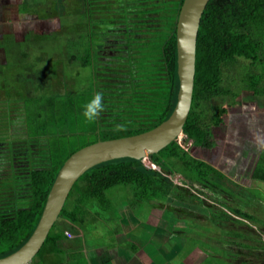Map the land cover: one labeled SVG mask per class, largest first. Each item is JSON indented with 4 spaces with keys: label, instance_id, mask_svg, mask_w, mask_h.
<instances>
[{
    "label": "trees",
    "instance_id": "1",
    "mask_svg": "<svg viewBox=\"0 0 264 264\" xmlns=\"http://www.w3.org/2000/svg\"><path fill=\"white\" fill-rule=\"evenodd\" d=\"M130 1L123 0L125 13ZM156 1L145 13L157 15V29L130 28L127 15L123 31L110 33L97 44L91 1L83 0L89 41L75 62L91 70V91L82 96L61 92L54 65L30 74L34 90L23 98L0 101V258L32 235L59 171L75 151L96 141L148 132L171 118L181 91L177 23L184 0ZM98 92L103 93L104 111L89 122L83 116L84 106ZM244 101L264 108V0H210L202 18L194 104L185 133L200 148ZM116 125L124 130L116 131ZM149 160L166 172L182 173L187 180L192 176L206 185L218 172L176 142ZM175 160L192 173L180 172ZM121 185L130 186L138 201L148 202L131 203L140 204V210L168 195L186 202L199 200L191 187L176 184L144 159L98 164L75 183L62 211L65 220L53 226L31 264H49L47 256L69 255L70 248L75 252L74 227L88 231L96 224L111 209L108 192ZM83 259L81 254L67 264H80Z\"/></svg>",
    "mask_w": 264,
    "mask_h": 264
},
{
    "label": "rangeland",
    "instance_id": "2",
    "mask_svg": "<svg viewBox=\"0 0 264 264\" xmlns=\"http://www.w3.org/2000/svg\"><path fill=\"white\" fill-rule=\"evenodd\" d=\"M90 1L93 20L92 32L97 44H102L104 40L110 36V33L114 34L117 31H123L126 26L125 17L127 15L129 21V23H127L128 27L136 29L137 31H143L153 26L156 29L159 27V24L154 22L157 15L145 13L148 12L149 9H153L149 4L157 3L158 1L156 0H129L130 2H128V4H131V6L126 10V12L129 13L124 12L123 0ZM26 2L27 7L32 11L31 17L37 22V27L30 32V34L26 35L27 41L22 44H15L11 42V40L9 42L6 41V44H0L6 51L5 56L1 60L2 63L0 64V101H11L23 98L28 92L34 90V85L31 86L32 83L29 81L30 74L35 70L44 67L49 68L54 65L56 67V72H58L59 84L57 87L59 90H62L61 92L64 90V92L68 91L66 93L63 92L64 94H78L82 96L84 93L91 91L93 88L91 70L83 68L81 62H75V56H83L82 51L85 47L84 44L88 46L87 42L89 41L87 31L88 24L86 23L87 18L85 13H83V0H27ZM139 34L142 36L143 33L139 32ZM12 39L16 41L14 37ZM25 52L26 55L23 56L22 54H25ZM71 58H73V61H68V59ZM258 72L262 73V70L259 69ZM54 75H52V77ZM26 81H28V83ZM257 106L259 107L256 102L244 101L241 109L234 108L233 112L226 119L225 126L222 129L213 130L211 136L205 143L200 145V148L195 146V142H193L194 144L191 148H189L191 145L190 143H187V145L185 144L188 146V151L191 156L207 159L212 156V154L218 152L245 151V141H247L246 139L250 136L251 128H254L257 124L259 125L262 120V115L259 114ZM240 155L241 158L245 157L244 153ZM149 165V167L158 168L163 171L167 176L170 175L176 184H185V186L190 185L189 187L199 196L200 200L202 192H200L199 188L196 189L199 184L196 183L192 176H190L188 181H184L182 177L177 176L178 173L166 172L162 170L160 166L152 163V161H150ZM174 166L177 167L180 172L192 173L186 168L182 161L175 160ZM107 196L112 202L111 209L105 210L100 220H98L96 224L92 223L90 225L89 231L94 235H105L108 229L112 228V224L119 223L118 220L121 219V216L128 217L132 214V212L131 214L128 213L129 209L131 211L134 209L135 213L140 210V204L137 205V203L133 207L131 203H148L147 201H138L133 189L125 185L110 190ZM203 197L205 198V196ZM218 198L220 199V196ZM205 199L211 203H216L209 193H207ZM222 200L224 201L225 199ZM153 201L152 203H155L158 208L162 209L160 212L165 211L166 214L172 216V212H174L176 216H173V219L176 220L178 224L183 223L185 219L188 220V217H193V219L199 223H206L205 232L212 234L215 230H211L207 227L210 226L209 220H206V217L200 213L208 215V211L207 209H202L195 205V203L199 202L198 200L197 202H192L190 206L184 205L181 200L175 198L173 195L160 197ZM259 201L260 202L257 203L255 202L252 206L247 204V207L239 206L240 208H238V210H244V216H241V219L233 216L234 220L238 219L236 223H229L228 221L222 222L220 228H218L219 232L215 230V233L220 236V233H224L222 236L227 237L225 236L227 234L226 230H236V228L239 230L241 228L247 235L252 236L254 239L252 242L254 244L253 247L264 250V203L262 200ZM151 204L144 206L145 208H150ZM241 204L245 206L244 203ZM192 211H195L196 214H193ZM177 214H179V216H177ZM112 220H114V222ZM189 221L191 222L192 219ZM194 226L193 224L191 225L192 229H194ZM209 233L206 235H209ZM234 237L235 235H233L232 240ZM197 242L198 247H202L207 251L211 249L213 253L221 254L223 259L221 260V264H243L238 254L236 255L231 252V249L225 250L224 247L219 245V242L209 243L204 238L197 239ZM257 252L258 251L250 253L254 254V256L252 255L253 263L259 261L264 262V256H260ZM228 255H231L232 258L225 257ZM210 259L211 264H220V260L218 261L216 257ZM209 260L206 259L203 264H208ZM51 261L52 260L49 259V263H51Z\"/></svg>",
    "mask_w": 264,
    "mask_h": 264
},
{
    "label": "crops",
    "instance_id": "3",
    "mask_svg": "<svg viewBox=\"0 0 264 264\" xmlns=\"http://www.w3.org/2000/svg\"><path fill=\"white\" fill-rule=\"evenodd\" d=\"M26 1L0 0V44H6V41L10 40L15 44H22L27 41L26 35L36 29L37 22L31 17L32 11L27 7ZM13 37L16 41H13ZM5 53V48L0 46V64ZM258 110L262 120L259 125L251 128L250 136L245 141V151L218 152L207 159L200 158L218 171L212 177L213 183L210 185L200 183L202 199L195 203L196 206L207 209L208 215L200 214L209 220L210 226L207 227L211 230L219 232L218 228L224 221L236 223L238 219H232L233 216L241 219L244 214L237 212L239 206L247 207L246 204L252 206L255 202H260L259 200L264 203V108L259 106ZM241 153H244V158H241ZM180 175L184 177V174ZM207 193L216 203L205 199ZM217 196H220V199ZM181 202L186 206L192 204ZM152 204L150 208L140 210V214L129 209L128 213L132 214L128 217L121 216L119 223L112 224V228H109L105 235H94L89 230L83 231L75 226L71 239L75 241V252L70 248L69 255L58 253L49 255L48 263L51 259L49 264H67L77 257L80 259V255L83 254L84 259L80 264H203L206 259L212 257L220 260L221 264L223 260L221 254L198 247L197 239L204 238L209 243L219 242L225 250L231 249V252L240 256L243 264H264L262 261L253 263L254 254L250 253L258 251L260 256H264V250L253 247L254 239L241 228L226 230L227 237L222 236L224 233L218 235L215 230L212 234L208 232L209 235H206L208 233L204 230L205 222L199 223L193 217H188V220L185 219L183 223L178 224L173 219V216H176L174 212L173 216L168 215L164 210L160 212L162 209L155 203ZM192 213L196 214L195 211ZM192 224L195 225L193 227L195 230L192 229ZM233 235L235 237L232 240ZM225 257L232 258L231 255ZM210 260L208 264H211Z\"/></svg>",
    "mask_w": 264,
    "mask_h": 264
},
{
    "label": "water",
    "instance_id": "4",
    "mask_svg": "<svg viewBox=\"0 0 264 264\" xmlns=\"http://www.w3.org/2000/svg\"><path fill=\"white\" fill-rule=\"evenodd\" d=\"M209 2L210 0H184L182 4L177 23L181 91L171 118L148 132L96 141L75 151L59 171L34 232L19 249L1 257L0 264H31L51 229L62 217V211L75 183L86 171L115 159L127 157L146 159L162 151L185 133L194 104L199 34Z\"/></svg>",
    "mask_w": 264,
    "mask_h": 264
},
{
    "label": "clouds",
    "instance_id": "5",
    "mask_svg": "<svg viewBox=\"0 0 264 264\" xmlns=\"http://www.w3.org/2000/svg\"><path fill=\"white\" fill-rule=\"evenodd\" d=\"M104 111V104H103V93H96V95L94 96L93 99H91L85 106H84V111H83V116L85 117V119L89 122H95L98 117L100 116V114ZM115 130L116 131H122L124 130V127L123 125H116L115 127ZM186 134V133H184ZM183 135V134H182ZM187 135V134H186ZM188 136V135H187ZM176 142V141H175ZM193 140H191L189 138V141L188 143L192 144L193 146ZM177 143V142H176ZM180 144V143H179ZM182 145V144H181ZM183 146V145H182ZM191 146V147H192ZM184 147V146H183ZM187 151L189 149H187L186 147H184ZM149 158V157H148ZM169 175V174H168ZM177 176H180V173H178ZM169 177L172 179V177L169 175ZM184 179V181H188L185 177H182ZM173 180V179H172ZM197 184H199L197 188L200 189V183L196 182ZM183 186H185V184H183ZM187 186H190V185H187ZM62 218L64 219V217L62 216ZM65 220V219H64ZM59 222H63V221H59Z\"/></svg>",
    "mask_w": 264,
    "mask_h": 264
},
{
    "label": "built area",
    "instance_id": "6",
    "mask_svg": "<svg viewBox=\"0 0 264 264\" xmlns=\"http://www.w3.org/2000/svg\"><path fill=\"white\" fill-rule=\"evenodd\" d=\"M188 141H189V136H187L186 134H183V135H181L180 137H178V138L176 139V142H177V143L182 144V145H183L184 147H186L187 149L191 148V146H192V144L190 145L189 148H188V146H186L187 143H188ZM185 144H186V145H185ZM148 159H149V158H146V159H144V161H145V163H146L148 166H150V165H149L150 161H149ZM147 161H148V162H147ZM59 221H64V219L61 217Z\"/></svg>",
    "mask_w": 264,
    "mask_h": 264
}]
</instances>
